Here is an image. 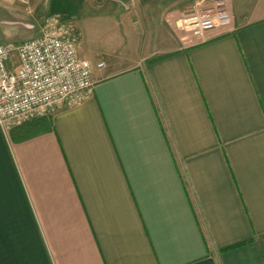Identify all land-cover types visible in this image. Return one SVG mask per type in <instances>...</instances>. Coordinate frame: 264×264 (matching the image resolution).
<instances>
[{"label": "crops", "instance_id": "0c3cea01", "mask_svg": "<svg viewBox=\"0 0 264 264\" xmlns=\"http://www.w3.org/2000/svg\"><path fill=\"white\" fill-rule=\"evenodd\" d=\"M216 1L0 0V42L47 28L103 63L50 130L0 128V264H264V0L183 47Z\"/></svg>", "mask_w": 264, "mask_h": 264}, {"label": "built area", "instance_id": "2783aa9c", "mask_svg": "<svg viewBox=\"0 0 264 264\" xmlns=\"http://www.w3.org/2000/svg\"><path fill=\"white\" fill-rule=\"evenodd\" d=\"M231 26L229 10L217 0L181 17L179 41L183 47L203 43L209 30ZM102 66L79 57L72 41L47 28L18 42H0V128L66 100L80 102L92 89L94 68Z\"/></svg>", "mask_w": 264, "mask_h": 264}, {"label": "trees", "instance_id": "16d2710c", "mask_svg": "<svg viewBox=\"0 0 264 264\" xmlns=\"http://www.w3.org/2000/svg\"><path fill=\"white\" fill-rule=\"evenodd\" d=\"M51 129L50 118L46 115L25 119L9 130L10 138L20 141Z\"/></svg>", "mask_w": 264, "mask_h": 264}, {"label": "rangeland", "instance_id": "374dc122", "mask_svg": "<svg viewBox=\"0 0 264 264\" xmlns=\"http://www.w3.org/2000/svg\"><path fill=\"white\" fill-rule=\"evenodd\" d=\"M52 13V12H51ZM66 14L68 15L67 16V18L66 19H68V20H66L67 21V23L68 22H70L72 25H73V28L75 29L76 28V23H77V20L81 17V15L83 14V12H79L78 10H77V8H75L74 6H73V4H70V6L67 8V11H66ZM39 20H40V18H39ZM75 26V27H74ZM33 29V28H32ZM34 32H32L31 34H29V35H26L25 36V34H23V35H16L15 34V36H13L12 35V39L11 40H9V42H18V41H21V40H23V39H26V38H28V37H31V36H33V35H36L38 32H39V27H35L34 28ZM25 36V37H24ZM87 44V43H86ZM10 59H11V61L13 62V63H16L17 62V53L16 52H12L11 53V55H10ZM46 111H48V108H46L44 111H43V113L42 114H44ZM36 115H38V114H34L32 117H35ZM31 117V118H32ZM28 118H30V117H28Z\"/></svg>", "mask_w": 264, "mask_h": 264}]
</instances>
